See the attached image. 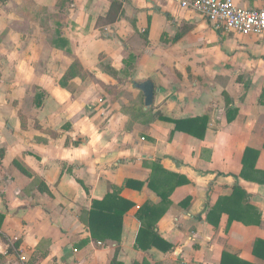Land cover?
<instances>
[{"label":"crops","instance_id":"obj_1","mask_svg":"<svg viewBox=\"0 0 264 264\" xmlns=\"http://www.w3.org/2000/svg\"><path fill=\"white\" fill-rule=\"evenodd\" d=\"M114 1L0 0V264H264V184L241 177L247 148L264 172V38L169 0H119L110 24ZM155 113L207 128L175 131ZM114 188L134 206L121 241L97 242L80 216ZM236 188L258 225L211 215ZM144 207L163 214L155 232L171 249L137 248Z\"/></svg>","mask_w":264,"mask_h":264},{"label":"trees","instance_id":"obj_2","mask_svg":"<svg viewBox=\"0 0 264 264\" xmlns=\"http://www.w3.org/2000/svg\"><path fill=\"white\" fill-rule=\"evenodd\" d=\"M121 1H114L111 5L109 14L106 20L112 24L119 18V14L122 10ZM151 113V112H150ZM232 111L228 110V121H232ZM160 120L164 122L174 123L176 125L175 131H181L193 136H203L206 130L207 118H190L184 120H173L165 117L162 113H155L150 116L149 121L154 122ZM148 122V123H150ZM259 157V152L254 149L247 148L243 157V169L241 177L245 180L264 184V172L256 170V162ZM262 177V178H261ZM154 180H151L149 186L155 188L153 185ZM130 182H127L125 187L129 186ZM185 181H180L177 185L185 184ZM142 185H140L141 187ZM175 187H172V190ZM121 188H114L112 193H109L102 200H94L90 210H83L80 219L90 230L93 239L97 242L105 240L121 241L123 233V219L124 216L134 206L133 203L121 198L119 193ZM170 195V193H169ZM163 200L168 198V195L161 194ZM245 199V193L240 188H236L233 195L230 197L221 198L217 206L212 210L211 215H214L220 208L224 207V211L227 212V207L230 211V222L239 220L247 225H258L260 223V215L257 210L251 206L242 208L241 203ZM155 221L152 218L156 216ZM163 216L158 215V210L150 207H144L139 214V221L141 222V228L137 238V248L146 250L149 247L155 246L161 247L164 251L171 249V246L166 244L155 232V226L157 221ZM254 255L264 260V241L257 240L254 246ZM112 264H121L113 260ZM222 264H251L240 260L239 258L225 253L223 255Z\"/></svg>","mask_w":264,"mask_h":264},{"label":"built area","instance_id":"obj_3","mask_svg":"<svg viewBox=\"0 0 264 264\" xmlns=\"http://www.w3.org/2000/svg\"><path fill=\"white\" fill-rule=\"evenodd\" d=\"M164 1V0H153ZM181 9L202 16L216 29H226L243 37L264 38V9L249 10L234 0H169Z\"/></svg>","mask_w":264,"mask_h":264},{"label":"water","instance_id":"obj_4","mask_svg":"<svg viewBox=\"0 0 264 264\" xmlns=\"http://www.w3.org/2000/svg\"><path fill=\"white\" fill-rule=\"evenodd\" d=\"M137 88L144 95L145 108L151 109L153 106L154 96H155V86H154L153 82L150 80L139 82L137 84Z\"/></svg>","mask_w":264,"mask_h":264}]
</instances>
